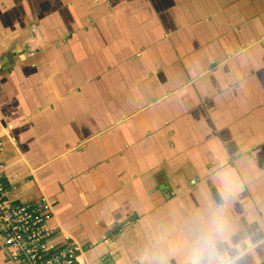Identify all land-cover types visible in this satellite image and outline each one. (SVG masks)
Masks as SVG:
<instances>
[{
	"label": "crops",
	"instance_id": "1",
	"mask_svg": "<svg viewBox=\"0 0 264 264\" xmlns=\"http://www.w3.org/2000/svg\"><path fill=\"white\" fill-rule=\"evenodd\" d=\"M0 163L80 264H141L230 171L264 264V0H0Z\"/></svg>",
	"mask_w": 264,
	"mask_h": 264
},
{
	"label": "clouds",
	"instance_id": "2",
	"mask_svg": "<svg viewBox=\"0 0 264 264\" xmlns=\"http://www.w3.org/2000/svg\"><path fill=\"white\" fill-rule=\"evenodd\" d=\"M222 203L209 197L197 213L181 224L159 230L144 254L141 264H240L251 254L250 241L236 242V226L230 215L232 198L240 191L238 178L230 171L218 172ZM257 264L259 261L257 260Z\"/></svg>",
	"mask_w": 264,
	"mask_h": 264
},
{
	"label": "built area",
	"instance_id": "3",
	"mask_svg": "<svg viewBox=\"0 0 264 264\" xmlns=\"http://www.w3.org/2000/svg\"><path fill=\"white\" fill-rule=\"evenodd\" d=\"M0 163V238L8 260L17 264H80L86 247L61 230H53V204H13Z\"/></svg>",
	"mask_w": 264,
	"mask_h": 264
}]
</instances>
